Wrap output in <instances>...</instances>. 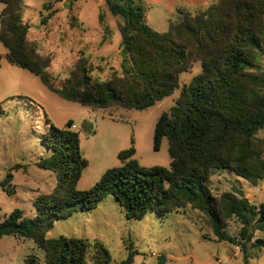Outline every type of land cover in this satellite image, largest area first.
I'll list each match as a JSON object with an SVG mask.
<instances>
[{"label": "trees", "instance_id": "obj_1", "mask_svg": "<svg viewBox=\"0 0 264 264\" xmlns=\"http://www.w3.org/2000/svg\"><path fill=\"white\" fill-rule=\"evenodd\" d=\"M58 1L44 4V23L57 13ZM104 3L119 19L121 76L95 79L84 58L66 74L52 73L53 57L40 53L38 44L29 40L23 0H0L4 5L0 43L6 49L0 54V69L6 60L38 78L51 93L92 111L112 107L144 111L173 96L180 89V77L199 63L201 72L181 88L174 106L154 128L153 149L159 151L167 139L170 168L141 166L131 147L119 153V167L107 170L91 189L80 191L89 165L80 134L72 129V121L60 129L48 120L51 126L43 143L53 153L39 166L55 173L57 188L40 200L32 219L19 209L0 216V238L34 240L45 252V264H111L108 249L98 240L47 238L56 222L94 210L111 197L128 220L150 214L166 219L188 208L198 211L215 241L239 247L244 264H250L253 250L264 251V239L253 241L257 232H264V204L254 205L235 189L218 197L211 179L228 170L254 187L264 181V139L258 137L264 129V0H215L195 12L178 9L164 33L148 25L145 0ZM99 21L104 22L102 12ZM234 219L240 224L237 236L228 231ZM127 250V258L119 264L134 263L138 251L133 245ZM24 264L40 261L30 256ZM158 264L166 263L161 258Z\"/></svg>", "mask_w": 264, "mask_h": 264}, {"label": "rangeland", "instance_id": "obj_2", "mask_svg": "<svg viewBox=\"0 0 264 264\" xmlns=\"http://www.w3.org/2000/svg\"><path fill=\"white\" fill-rule=\"evenodd\" d=\"M46 2L23 0V20L30 26L29 40L38 44L40 53L53 57L52 73L66 74L84 58L95 79L108 80L122 75L124 57L120 50L119 19L108 12L104 0L55 2L57 13L44 23ZM3 8L0 5V13ZM5 52L0 43V54ZM261 65L264 70V57ZM200 72L201 65L197 63L191 72L180 77V89L173 96L147 110L112 107L92 111L58 97L32 74L4 61L0 69L1 218L16 209L26 218L36 217L37 204L57 188L55 173L39 166L53 153L43 143L51 126L48 120L60 129L72 121V129L80 134L81 150L89 162L78 185L80 191L91 189L107 170L119 167V153L131 147L136 151L134 159L141 166L170 168L167 139L159 151L153 149L154 128L160 116L174 106L181 88ZM258 137L264 139V129ZM211 188L218 197L235 189L248 196L254 205L264 204V181L254 187L228 170L212 177ZM239 230L237 220H231L229 233L237 236ZM62 236L98 240L108 249L111 264L125 260L130 245L138 251L133 264H144L145 257L149 259L151 253L160 255L166 264H209L212 260L210 264H244L240 248L216 242L202 215L191 208L166 219L150 214L142 220H128L124 210L109 197L94 210L78 212L56 222L47 234L49 239ZM255 239H264V232H257ZM251 254L250 264H264V251L253 250ZM30 256L45 264V252L34 240L15 236L0 238V264H24ZM155 258L157 262L161 259ZM149 264H155V260Z\"/></svg>", "mask_w": 264, "mask_h": 264}, {"label": "crops", "instance_id": "obj_3", "mask_svg": "<svg viewBox=\"0 0 264 264\" xmlns=\"http://www.w3.org/2000/svg\"><path fill=\"white\" fill-rule=\"evenodd\" d=\"M145 1L149 6L148 11L146 12V20L148 25L156 32L164 33L168 30L169 19L175 18L177 16L178 9H185L190 12H195L208 7L215 0H145ZM152 24L155 25L156 27H152L151 26ZM5 53L1 55H4ZM4 61L6 60H3L2 63ZM246 197L248 198V196ZM158 256L159 258H161L160 255ZM152 260H155V264H158L156 258L147 259V256L145 257L143 263L149 264V262H151ZM213 262L214 261L212 260L211 262H209V264Z\"/></svg>", "mask_w": 264, "mask_h": 264}, {"label": "built area", "instance_id": "obj_4", "mask_svg": "<svg viewBox=\"0 0 264 264\" xmlns=\"http://www.w3.org/2000/svg\"><path fill=\"white\" fill-rule=\"evenodd\" d=\"M158 255H156L155 253H151V255H149V258H155V257H157ZM144 264H146V263H144Z\"/></svg>", "mask_w": 264, "mask_h": 264}]
</instances>
